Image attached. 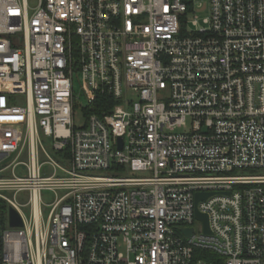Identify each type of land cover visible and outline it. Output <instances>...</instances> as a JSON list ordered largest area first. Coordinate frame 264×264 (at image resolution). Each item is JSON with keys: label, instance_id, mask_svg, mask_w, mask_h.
<instances>
[{"label": "built area", "instance_id": "obj_1", "mask_svg": "<svg viewBox=\"0 0 264 264\" xmlns=\"http://www.w3.org/2000/svg\"><path fill=\"white\" fill-rule=\"evenodd\" d=\"M0 264H264V0H0Z\"/></svg>", "mask_w": 264, "mask_h": 264}, {"label": "water", "instance_id": "obj_2", "mask_svg": "<svg viewBox=\"0 0 264 264\" xmlns=\"http://www.w3.org/2000/svg\"><path fill=\"white\" fill-rule=\"evenodd\" d=\"M227 194L229 195L230 193H227ZM211 195L212 194H202V193L197 194L196 195V203L198 204L201 200L207 199ZM196 214H197V217L200 220L204 221V223H205V232L207 234H210L211 231H210L209 225H208V217L206 215L200 214L198 211H197ZM10 217H11V225L13 227H21L22 226V221H21L20 217L18 216V214L16 213V211L11 210ZM186 232H187V234H191L192 230H187Z\"/></svg>", "mask_w": 264, "mask_h": 264}, {"label": "rangeland", "instance_id": "obj_3", "mask_svg": "<svg viewBox=\"0 0 264 264\" xmlns=\"http://www.w3.org/2000/svg\"><path fill=\"white\" fill-rule=\"evenodd\" d=\"M196 15H197V17H198V19H199V22L200 23H202L203 22V20L207 17V12H205V11H202V10H199L198 11V13H196ZM75 89H76V91H80V85H79V83L78 82H76V86H75ZM81 117H76V123L78 124V125H80L81 124ZM46 196V198H48V195L46 194L45 195ZM8 212H9V208H6L5 210H4V213H7L8 214Z\"/></svg>", "mask_w": 264, "mask_h": 264}]
</instances>
